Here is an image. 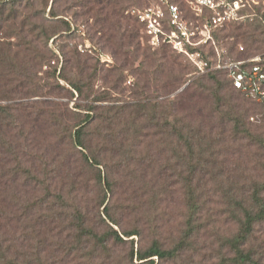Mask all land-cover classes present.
<instances>
[{"label": "rangeland", "instance_id": "374dc122", "mask_svg": "<svg viewBox=\"0 0 264 264\" xmlns=\"http://www.w3.org/2000/svg\"><path fill=\"white\" fill-rule=\"evenodd\" d=\"M10 1L0 0V7ZM16 8L17 19L0 23V52L25 65L38 53L43 56L33 70L39 72L37 82L46 96L25 100L13 96L22 97L18 104L41 101L47 112L62 115L73 111L75 104L96 99L103 102L95 105L117 108L179 97L174 115L182 120L181 126L193 130L185 134L195 138V149L191 157L178 137L151 127L142 146L134 135L128 141L120 135L123 149L131 153L121 170L103 166L91 170L78 163L77 180H68L65 187L60 180L44 178L45 173H40L38 183L27 172L35 174L36 168L51 162L55 149L47 132L31 134L32 120L27 124L19 117L22 113L14 111L20 121L13 136L19 138L23 131L26 138L19 139L25 151L20 155L22 165L0 147V245L6 259L18 264H141L132 258L133 249L136 253L158 243L163 250H172L183 240L190 215L189 188L199 204L197 230L176 258H155L156 264H225L233 258L229 241L241 227L242 205L250 206L253 186L264 182V104L232 89L230 62L264 54V35L253 43L237 37L251 32L249 28L206 27L215 11L196 0H21ZM34 23L47 28L49 44L46 38L38 39ZM212 71L222 73L215 79L204 77L196 89H188ZM67 80H82L87 85L84 95L68 92ZM216 81L224 86L218 93L222 100L215 94ZM201 85L209 90H200ZM13 103L0 97V105ZM107 173L109 186L104 180ZM59 194L65 206L51 207ZM104 197L107 202L101 206ZM78 209L96 234L114 230L125 242L108 239L98 244L87 235L79 241L80 231L71 225ZM131 231L139 234L126 238L124 233ZM246 249L264 264V223L255 226Z\"/></svg>", "mask_w": 264, "mask_h": 264}, {"label": "trees", "instance_id": "16d2710c", "mask_svg": "<svg viewBox=\"0 0 264 264\" xmlns=\"http://www.w3.org/2000/svg\"><path fill=\"white\" fill-rule=\"evenodd\" d=\"M229 1L233 2L235 0ZM243 1L247 2V0ZM19 2H21V0H13L2 3V6L0 7V23L10 19H17L19 17L18 9L16 8V4ZM252 9L254 10L253 14H245L246 10ZM52 11L53 9H51V12ZM213 15L214 14H212V16ZM240 15L244 17V21L239 20L225 22L214 28V31H216L219 27L224 28L229 24L235 25L236 31L246 27L249 28L251 32L237 34V37H245L250 39L253 43H258L260 36L264 35V8L261 6H247L240 11ZM36 16H39V13H36ZM52 17H54V15H52ZM33 28L38 30V39L40 40L46 38V43L49 44L52 37L49 36L47 28L35 23ZM214 40L220 41V38L214 35ZM260 56L263 59L260 66L264 72V54H261ZM252 58H246L245 60L237 59L231 61L230 63L246 62ZM41 59H43V56L38 53L33 63L28 62L27 65H25L17 62L15 56H11L6 52H0V97H2V101H14L17 103V100H21L22 97H12L18 95H22L24 100L36 97H46L41 95L43 88L37 82L39 79V72H35L33 70V68L39 65ZM247 66L248 65L246 64L242 68L246 69ZM223 72H225L227 76V71ZM221 73L222 71H212L204 76L201 75V77L190 84L188 89H196L204 77L212 78L214 75ZM228 80L230 81L232 89L244 96L247 100L257 104H264V101L259 102L254 98L247 97L244 93L234 87L233 79L228 78ZM67 81L71 88V90H67L68 92L72 94V92L75 91L79 97L84 95L87 85L84 84L82 80ZM216 83V97L218 96L217 98L222 100L218 93L222 91L224 86L218 81H216ZM13 85H15V87ZM199 89L209 90L206 85L199 86ZM178 98L179 97L176 98V101L170 100L155 104L150 102H140L117 108L112 106L101 107V105H95V102H103V99H96L93 101L94 103L87 102L85 105L75 104L73 111L68 109L66 114L62 115L61 112L60 114L56 111L47 112V110L41 107L44 103L41 101H34L32 103L20 102L19 104L13 103L6 106L0 105V147L2 149H6V153L9 156L12 155L16 162L22 165L20 163V155L22 152L25 153V151L21 149L19 139L26 138V136H24L23 131L20 133L21 135L19 138L17 136H13L14 129H16V125L18 124L17 122L20 121H17L18 118L14 116L13 112L18 110L22 113L19 116L22 121L26 120L27 122L28 119H30V121L32 120L29 124L27 122L30 126L28 131L31 132V134L33 132H40L43 134L47 132L46 137L50 140V145L53 143L52 146H54L53 148L55 149L53 151L54 156L51 159V162L47 161L39 168H36V170H34L35 174H32L31 171L27 172L28 174H31L33 179L38 183L41 181L39 177L40 173H45L44 178L46 177L49 181L51 180L53 182L60 180L63 187H65L68 180H77V168H75V166H77L78 163H82L84 167L91 170H99L101 166L106 169H111V171L114 169L121 170V168H125L128 165V154L130 152L123 149L122 143L119 141L121 137L120 135H122V137L127 141L129 140V135H134V139L139 142L138 145L142 146L144 141H146L145 139L151 136L150 132H146V130L151 127H155L156 129L162 131L163 134L166 133L171 137H178L180 145L184 146L189 153V156L192 157L195 149V138L192 135L185 134V131L187 130L191 133L193 130L190 126H181L180 124L182 120H177L178 117L174 115V110L177 111L176 106L179 104ZM228 102L230 103L231 101ZM26 109L31 111L24 112L23 110ZM79 109L80 112H78ZM81 112H85V114L82 115ZM262 114H264V111ZM71 115L76 116L77 119L71 118ZM159 115H161L160 119L163 117L162 124L159 122ZM64 116L68 119L67 121L62 118ZM78 117L80 118L78 119ZM169 127H171V130H169ZM119 129L120 131L117 133ZM158 134L159 132H156L154 135ZM17 144H19L18 146L20 148L15 146ZM261 145L264 147L263 141ZM77 153L81 155L80 158H77ZM63 156H66L67 158L65 157L62 161H60ZM8 163L9 162L6 164ZM14 173L17 174L18 170H14ZM98 177V183L102 184L101 171L99 172ZM104 180L109 186L110 175L108 176V173L105 175ZM47 193L48 196H50V191H47ZM56 200L58 202L51 204V207H56L57 203H61V205L65 206V198L62 195L59 194ZM106 202V197H104L102 198L100 205L105 206ZM248 202L250 204L249 207L242 205L244 218L241 220L239 232L232 240L229 241L235 256L226 261L225 264H259L253 259L254 252L247 250L246 247L254 233L255 226L264 223V182L257 183L253 186ZM188 206L190 215L187 221V230L183 240L176 248L172 250H163L158 243H154L150 248L146 250H138L136 253L133 249L132 258L136 256L137 260L141 262V264H156L155 258L162 261L176 258L178 253L185 246L186 239L190 238L197 230L194 221L198 215L199 204L197 196L191 188H189L188 192ZM105 212L108 213V207H105ZM75 217L76 222H73L71 225L76 226V228L80 231L77 236L79 241H82V236L87 235L96 240L98 244H103L108 239H113L116 242H125L114 230L107 232L102 236L96 234L92 228H88L86 225V217L82 215L79 209L77 210V215ZM138 234V231H131L125 232L124 236L126 238H132ZM0 264H18L12 259H6L1 252V245Z\"/></svg>", "mask_w": 264, "mask_h": 264}, {"label": "built area", "instance_id": "2783aa9c", "mask_svg": "<svg viewBox=\"0 0 264 264\" xmlns=\"http://www.w3.org/2000/svg\"><path fill=\"white\" fill-rule=\"evenodd\" d=\"M200 6H203L212 12L214 15L207 21L211 28H216L225 22L243 20L244 17L240 15V11L247 6L264 8V0H196ZM221 9V12H216ZM263 61L261 56L254 57L246 62H237L230 65L231 76L234 87L244 93L249 98H254L257 101H264V72L260 66ZM248 65L246 69L242 67ZM219 69L221 67L219 66Z\"/></svg>", "mask_w": 264, "mask_h": 264}]
</instances>
